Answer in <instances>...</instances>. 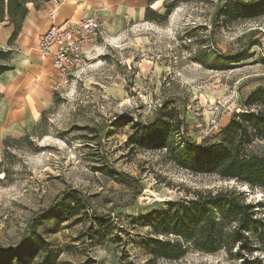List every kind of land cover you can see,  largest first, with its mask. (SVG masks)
I'll return each instance as SVG.
<instances>
[{
    "label": "rangeland",
    "instance_id": "obj_1",
    "mask_svg": "<svg viewBox=\"0 0 264 264\" xmlns=\"http://www.w3.org/2000/svg\"><path fill=\"white\" fill-rule=\"evenodd\" d=\"M227 1L174 0L162 23L122 16L108 30L101 19L103 33L80 80L53 94L31 130L0 138V248L35 251L34 261L49 250L56 264H232L222 251L152 259L147 219L193 189L233 186L257 203L264 192L191 174L160 151L127 143L135 123L151 121L166 102L184 117L193 142L214 143L242 99L264 88V14L226 18ZM11 3L0 0V23L9 21ZM155 9L164 12L163 0ZM6 50L0 48V63H10ZM247 150L264 156V139ZM72 190L84 206L68 198Z\"/></svg>",
    "mask_w": 264,
    "mask_h": 264
},
{
    "label": "trees",
    "instance_id": "obj_2",
    "mask_svg": "<svg viewBox=\"0 0 264 264\" xmlns=\"http://www.w3.org/2000/svg\"><path fill=\"white\" fill-rule=\"evenodd\" d=\"M13 1L15 4L7 7L9 22L14 26L9 41L20 29L26 3L33 0ZM154 1L147 0L144 19L162 23L171 13L174 0H163V13L150 7ZM0 13L2 21L3 9ZM258 14H264V0H228L223 11V16L232 20ZM2 54L10 61V50ZM11 68L10 63H0V73ZM184 125V117L166 102L151 121L135 123L127 143L137 149L160 151L163 161L191 174L213 175L221 180L236 179L264 192V156L247 150L255 140L264 139V88H258L242 99L238 110L216 133L218 140L214 143L193 142L184 133ZM116 174L124 176L123 173ZM68 198L84 206L85 200L78 197V191L72 190ZM263 203L248 201L244 193L233 186L193 189L190 196L167 200L165 207L147 219L151 228L145 240L148 253L152 259L175 261L189 250L207 254L222 251L232 264H264ZM75 208L62 206L67 214H75ZM18 252L17 246L0 248V264H56L55 255L49 250L39 255L37 261H34L35 251Z\"/></svg>",
    "mask_w": 264,
    "mask_h": 264
},
{
    "label": "crops",
    "instance_id": "obj_3",
    "mask_svg": "<svg viewBox=\"0 0 264 264\" xmlns=\"http://www.w3.org/2000/svg\"><path fill=\"white\" fill-rule=\"evenodd\" d=\"M159 1L155 0L150 7L154 9V4ZM146 6L147 0H61L55 9V22L59 24L69 19L74 25L78 18L94 15L102 26L101 19L108 30L115 29L122 16L147 23L144 19ZM51 8L50 0L38 6L27 2L20 29L11 41L13 24L9 21L0 23V48L12 51V68L0 73V138L25 134L53 104L51 83L56 71L37 53L38 37L48 26L47 12ZM94 47L90 46L88 50H94Z\"/></svg>",
    "mask_w": 264,
    "mask_h": 264
},
{
    "label": "built area",
    "instance_id": "obj_4",
    "mask_svg": "<svg viewBox=\"0 0 264 264\" xmlns=\"http://www.w3.org/2000/svg\"><path fill=\"white\" fill-rule=\"evenodd\" d=\"M52 8L48 10V26L39 35L37 41L38 57L48 62L56 71L51 83L54 94H62L76 84L84 72V63L91 59L95 46L103 33L99 19L94 15L78 18L74 25L66 19L55 22V9L61 0H50Z\"/></svg>",
    "mask_w": 264,
    "mask_h": 264
}]
</instances>
